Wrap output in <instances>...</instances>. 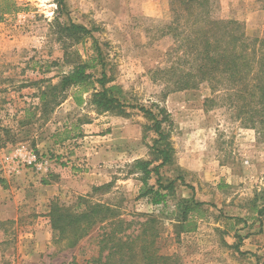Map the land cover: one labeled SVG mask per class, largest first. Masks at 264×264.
I'll return each mask as SVG.
<instances>
[{"label": "rangeland", "instance_id": "obj_1", "mask_svg": "<svg viewBox=\"0 0 264 264\" xmlns=\"http://www.w3.org/2000/svg\"><path fill=\"white\" fill-rule=\"evenodd\" d=\"M13 1L17 10L7 14L11 2L0 0V202L14 200L16 189L26 184L20 180L24 170L33 175V188L38 187L33 194L21 193L22 201L32 203L20 210L18 225L0 220V264H94L103 225L69 248L55 238L49 218L52 201L73 207L85 196L117 206L125 219L136 222L130 230L136 235L146 220L142 215L156 217V254L167 259L165 264H264V141L245 127L226 98L206 105L214 98L207 84L175 90L177 78L196 66V55L187 48L193 23L189 12L177 0H63V10L58 0ZM211 17L238 21L249 38L264 40V0H211ZM70 23L91 30L111 84L121 88L129 102L154 112L159 106L170 114L172 125H164V131L170 133L173 156L160 174L165 184L175 185L165 203L157 206L139 198L143 184L133 165L155 160L151 146L158 138L153 122L139 110H130L129 117L98 114L88 104L90 93L79 94L85 103L77 105L75 89L52 113L40 106L45 81L59 84L77 62L75 52L83 60L95 56L92 37L76 44L61 32L60 26ZM93 73L99 77L100 69ZM90 124L98 126V135H112L120 155L112 176L88 194L60 188L53 195L47 189L50 183L42 182L48 180L46 172L22 168L18 175L8 173L5 161L20 147L57 164L66 152H74L68 147L78 148L80 139L89 135L85 127ZM65 132L72 143L59 155L58 146L67 142L60 140ZM156 179L149 184L155 185ZM189 199L203 205L190 213V231H181L177 205Z\"/></svg>", "mask_w": 264, "mask_h": 264}, {"label": "trees", "instance_id": "obj_2", "mask_svg": "<svg viewBox=\"0 0 264 264\" xmlns=\"http://www.w3.org/2000/svg\"><path fill=\"white\" fill-rule=\"evenodd\" d=\"M177 1L193 18V37L191 34L187 35V48L190 55H196V66L193 71L177 78L175 90H196L207 84L214 98L207 99L206 105L218 104V98H226V105L237 111L238 118L245 127L256 130L258 141H264V40L249 38L238 21L213 19L211 0ZM3 2H11V6L5 10L7 14L17 10L13 0ZM58 6L59 10L65 9L64 1L58 0ZM60 27L65 37L76 44L92 37L95 56L83 60L75 52L78 60L72 62L71 70L63 75L59 84H53L50 79L45 81L46 87L38 95L40 106L45 113H52L66 99V93L75 89L77 93L73 98L77 105L85 103L79 94L90 93L88 104L98 114L129 117L130 110H139L153 122L151 129L158 136L151 146L155 160H137L133 165L134 170L140 173L143 184L139 198H149L157 206L165 203L166 198L174 193L175 185L174 181L165 184L160 174V170L171 163L173 156V150L167 142L170 133L164 131V125H172L170 114L159 106H155L157 112H154L143 105L132 104L121 88L111 84L112 78L107 73L103 51L91 30L75 23ZM68 49L67 45L64 46L66 60L69 58ZM98 69L99 77L93 73ZM169 71L174 73L176 69L171 68ZM65 133L60 139L62 142L71 139L68 132ZM158 161L161 163L154 166ZM153 176L157 179L156 184L151 186L149 181ZM202 205L194 199L184 200L177 205L180 210L178 221L181 231H190L187 229L190 225L189 215ZM141 217L146 220L139 224L140 229L136 235L135 230L130 232L136 222L125 219L117 206L95 202L91 196L79 197L73 207L54 200L49 211L55 238L65 241L69 248L76 247L94 227L103 225L98 241L100 256L94 264H160L162 261L165 264L167 259L156 254L155 240L158 234L154 223L157 218Z\"/></svg>", "mask_w": 264, "mask_h": 264}, {"label": "crops", "instance_id": "obj_3", "mask_svg": "<svg viewBox=\"0 0 264 264\" xmlns=\"http://www.w3.org/2000/svg\"><path fill=\"white\" fill-rule=\"evenodd\" d=\"M85 128V134L89 135L82 140L80 139L81 142H78L79 145L77 144L78 148L75 146L68 147L72 143L71 141L58 146L62 148V151L58 153L59 155L65 153L67 147L74 149V152L72 151L69 154L66 152V156H62L57 164H51V168L47 172L48 180L45 178L42 181L43 183H50L47 185V189L53 195L60 192V188L63 192L66 190L65 193L88 194L93 187L104 184L109 176H112L114 165L118 164L117 159L120 155V150L117 149V142H113V139H111L112 135H98L96 132L98 126L93 124L86 125ZM87 129H91L92 131H88ZM91 133H96V135ZM109 136L110 138H108ZM75 141L73 140V142ZM105 161H109L110 163H106ZM64 162L67 164H64ZM102 162H104L103 166L98 165ZM32 178L33 175L29 171H23L20 180H23L26 184L17 188L16 192L14 191L17 196L13 201L8 199L0 202V220H13L16 221V225L21 222L22 214L20 210L32 203L31 201H22V198H20L21 193L33 194V191L38 187L34 186L33 188L32 183L35 184V182H33Z\"/></svg>", "mask_w": 264, "mask_h": 264}, {"label": "built area", "instance_id": "obj_4", "mask_svg": "<svg viewBox=\"0 0 264 264\" xmlns=\"http://www.w3.org/2000/svg\"><path fill=\"white\" fill-rule=\"evenodd\" d=\"M9 168L8 173L11 175H18L22 168H30L36 172H48L51 167V161L41 159L37 154L28 148H17L13 156L5 161Z\"/></svg>", "mask_w": 264, "mask_h": 264}]
</instances>
